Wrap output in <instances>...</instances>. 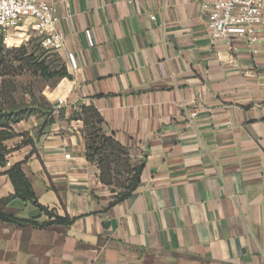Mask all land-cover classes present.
<instances>
[{"label":"crops","instance_id":"obj_1","mask_svg":"<svg viewBox=\"0 0 264 264\" xmlns=\"http://www.w3.org/2000/svg\"><path fill=\"white\" fill-rule=\"evenodd\" d=\"M56 12L70 76L0 165V209L18 218H0V264H264V47L213 38L202 0ZM95 116L143 164L125 198L88 158ZM16 163L36 199L15 195Z\"/></svg>","mask_w":264,"mask_h":264},{"label":"rangeland","instance_id":"obj_2","mask_svg":"<svg viewBox=\"0 0 264 264\" xmlns=\"http://www.w3.org/2000/svg\"><path fill=\"white\" fill-rule=\"evenodd\" d=\"M18 31H13V45L7 46L3 38H0V125H6L13 119L7 116L10 111L8 101H14L16 106L23 105L22 110L12 111L13 117L19 118L17 122H10L14 137L0 143V163L8 155L22 145L30 142V131L26 130L25 122L33 117L29 103L39 102L46 106L43 99L44 90L55 85L58 79L44 78L37 69V63L45 60L53 70L61 69L65 61L57 49L46 50L41 47L34 33L21 39ZM16 43V44H15ZM6 104L7 106H5ZM5 108L6 111L2 109ZM17 112V116L14 113ZM9 115V114H8ZM99 149L91 152V157L99 165L100 177L109 187L114 198L126 192V187L135 174L139 159L132 156L130 151L116 144L109 143L107 146H95Z\"/></svg>","mask_w":264,"mask_h":264},{"label":"built area","instance_id":"obj_3","mask_svg":"<svg viewBox=\"0 0 264 264\" xmlns=\"http://www.w3.org/2000/svg\"><path fill=\"white\" fill-rule=\"evenodd\" d=\"M202 8L213 38L228 45L244 40L252 54L264 47V0H202ZM59 21L56 0H0V38L7 46L14 43L12 32L19 30L21 39L31 32L42 48L58 49L65 39V33L58 28ZM90 43L93 44L92 38ZM69 60L76 68L72 54ZM196 115V111L191 113L192 118Z\"/></svg>","mask_w":264,"mask_h":264},{"label":"trees","instance_id":"obj_4","mask_svg":"<svg viewBox=\"0 0 264 264\" xmlns=\"http://www.w3.org/2000/svg\"><path fill=\"white\" fill-rule=\"evenodd\" d=\"M37 69L40 72L41 76L44 78H55V79H61L64 77H69V73L67 71V68L64 64V66L59 69V70H53V68H51L45 60H41L37 63ZM34 102H36V100H34ZM29 103V106L27 105V107H30L31 113H35L36 111H40V112H46L47 111V107H45L44 105H41L39 102H37V104H33ZM14 101H8V105H10L11 107H7L8 111H10V113L7 114V116L9 117V119H11V117L13 119H11L10 122H17L19 120V118H15L13 117V113L12 111L15 110H22L23 105L20 104L19 106H16ZM5 106H7L6 104H4ZM35 105V107H34ZM1 106V105H0ZM1 108V107H0ZM2 109L4 111L5 108L2 107ZM14 115L17 116V112L14 113ZM2 117V114L0 113V118ZM10 122H8L6 125H0V143H3L4 141L11 139L14 137V134L12 132L11 129V125ZM101 119L99 116H95L93 117V120L88 123L87 127H86V139H87V147H88V158L90 160L93 161L92 157H91V152L98 150V147L95 146H107L109 143L112 144H116L118 146L123 147L122 145H120L118 142H116L113 137L111 136H107L106 134H104L103 132V128L101 126ZM1 151V150H0ZM0 158H3L0 154ZM4 161L0 163V165L5 164L7 162V158L3 159ZM99 166V165H98ZM143 168V164L139 163V165L136 167V171L134 176L132 177V180L130 182V184L128 186H125L126 192L121 194L120 196H118L116 199H122L125 198L126 196H128L139 184L140 182V175H141V171ZM7 173L9 174L15 188H16V193L15 195L27 200V199H36V195L35 192L31 186V183L29 181V179L26 177L25 173L23 172L22 169V165L21 163H16L14 165H12L9 170L7 171ZM9 200V198H7L5 201ZM42 207V206H40ZM43 208V207H42ZM0 218L3 220H8V221H17L18 218L6 214L2 209H0Z\"/></svg>","mask_w":264,"mask_h":264},{"label":"bare ground","instance_id":"obj_5","mask_svg":"<svg viewBox=\"0 0 264 264\" xmlns=\"http://www.w3.org/2000/svg\"><path fill=\"white\" fill-rule=\"evenodd\" d=\"M13 40V39H12ZM12 40L10 39L9 44H12ZM16 44V43H15Z\"/></svg>","mask_w":264,"mask_h":264}]
</instances>
